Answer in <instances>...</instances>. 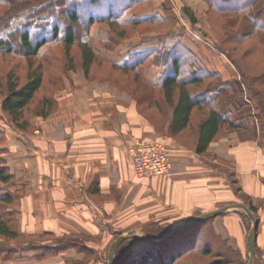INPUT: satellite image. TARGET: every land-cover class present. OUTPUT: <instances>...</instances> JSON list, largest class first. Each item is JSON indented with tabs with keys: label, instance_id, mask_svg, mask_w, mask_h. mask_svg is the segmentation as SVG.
I'll return each instance as SVG.
<instances>
[{
	"label": "crops",
	"instance_id": "1",
	"mask_svg": "<svg viewBox=\"0 0 264 264\" xmlns=\"http://www.w3.org/2000/svg\"><path fill=\"white\" fill-rule=\"evenodd\" d=\"M181 7L199 20L209 4L205 0H151L137 16H161L162 32L136 35L103 52L102 57L112 64L146 61L139 67V81L146 86L141 95L113 83L89 80L79 69L65 78V87L56 96L57 111L33 120V132L22 133L0 123L7 134L2 157L14 176L9 191L18 196L9 207L16 215L12 230L43 241L33 250L18 245L15 258L0 260V264H72L85 256V249L94 250L98 257L101 244L49 242L81 236L104 243L121 231L146 236L155 224L182 225L235 205L247 206L259 221L256 250L259 263L264 264L263 126L243 103L238 69L208 42L181 33L176 12ZM239 27L250 31L253 24L244 19ZM109 30L96 25L88 41L103 50ZM91 38H97V43ZM161 50L170 52L169 58L165 61L160 56L155 61L153 55ZM177 57L189 61L184 65L185 79L200 72L201 78L211 82L205 97H213L217 102L213 107L229 122L205 153L198 150L201 121L194 124L193 119L187 127H176L178 91L171 107L162 88L166 67L174 76L171 60ZM204 84L193 89V95ZM145 141H160L170 150V174L151 179L136 175L128 153ZM244 214L242 209H229L213 218L212 226L229 246L247 255L250 231ZM68 244L75 245L63 249ZM151 247L133 240V257ZM45 248L52 256L43 258Z\"/></svg>",
	"mask_w": 264,
	"mask_h": 264
},
{
	"label": "trees",
	"instance_id": "2",
	"mask_svg": "<svg viewBox=\"0 0 264 264\" xmlns=\"http://www.w3.org/2000/svg\"><path fill=\"white\" fill-rule=\"evenodd\" d=\"M205 1L220 16L219 21L226 24L219 33L222 41L219 43L215 37H210L211 40L217 42L215 44L219 47H222L221 44L231 47L225 53L232 60L238 58L246 63L247 67L240 68V71L243 73L248 96L262 120L264 133V0ZM150 2L151 0H0V98L3 113L8 116L15 130L22 133L33 132L34 119H46L55 113L58 108L56 96L64 89L65 78L79 69L84 70L89 80L109 82L131 89L126 82V73L134 72L136 81L139 80V67L145 65L146 61L112 64L102 58L100 51L88 38L96 25H107L110 27V35L103 41V46L111 49L133 39L137 33L144 35L160 31L164 26L161 16L144 19L137 16L138 11ZM185 12L196 22L190 9L185 8ZM232 18L237 21L242 18L250 20L254 26L253 31L243 34L234 29L235 24L228 21ZM215 26L218 28L216 24ZM240 47H243V53L235 58L234 54L241 51ZM60 50L62 51L58 52ZM169 54L170 52L161 50L153 58L156 61L162 56L166 61ZM8 56L23 60L22 63L26 66L24 80L23 75L16 70L5 76L1 74V61ZM187 56H190L188 52ZM188 62L183 57L171 60L174 76H170V69L166 67V79L162 83L165 98L171 107H175V94L178 91L179 102L175 108L178 128L191 125L197 109L205 110L207 106L213 107L215 104L214 99L206 98L205 94L193 95V89L207 80L199 76L200 72L191 80L185 79L184 76L188 74L184 65ZM22 71L23 69L20 72ZM211 77L208 76L209 79ZM208 111V115L199 124L200 153H205L210 143L218 137L220 129L229 124L214 107ZM5 139L6 134L0 132V144ZM3 153L0 150V241H19V248L33 250L35 246L30 242L25 247L21 245L28 237L12 230L16 215L9 211V207L18 196L9 191L14 176L6 166ZM243 217L248 222L250 231L251 220L246 214ZM212 220L200 223L162 245H151V249L138 264H181L185 261H192L193 264H250L248 254L233 249L215 232ZM167 225L158 223L151 226L146 236L152 239L164 238L175 229ZM123 234L122 231L118 232L109 248ZM84 239L86 241V237L67 236L56 243H76ZM72 245L75 244H68L63 249H70ZM132 245L133 239H126L118 246L115 264H131L136 261L132 257ZM17 248L18 246L10 248L2 245L0 260H13ZM85 251L92 255L96 253L92 249ZM50 256L52 253L45 248L43 258ZM254 264H260L257 258Z\"/></svg>",
	"mask_w": 264,
	"mask_h": 264
},
{
	"label": "rangeland",
	"instance_id": "3",
	"mask_svg": "<svg viewBox=\"0 0 264 264\" xmlns=\"http://www.w3.org/2000/svg\"><path fill=\"white\" fill-rule=\"evenodd\" d=\"M210 8L211 7L209 5V9H208L207 12H205L204 16H202L201 18H199V20H198V18L196 19L198 21V23H201L202 24V26L198 25V23L195 24V22H193L192 17L189 16L185 12V8L184 7L176 8L177 17H179V19H180L179 24H180L181 33L182 34H185V35H190L194 40H196L198 42H202V43L203 42H205V43L208 42L209 44H211L216 49V51H218V53H221L223 56H225L238 69L239 79L237 81H238V84L240 85L239 88L242 90V93H244V97L242 99L243 100V103L247 106V108H249V109H247L248 113L251 112V115H252L253 112L256 113V117H258L260 119V124L262 125V120H261L260 116L256 112L255 104H254L253 101H251V99L248 96L246 83H245V81H244V79L242 77L243 76V73L241 72L242 70L240 71V68H244L245 69L247 67L246 66V63L244 64L243 63V60H239L238 58H236L238 55H241L243 53V49H241L243 47H240L241 51H239L238 53L234 54V56L236 58V60L234 61L231 58H229L227 56V54L225 53L231 47L230 48L224 47L225 45H223V44H221V46L223 48L222 47H219V46L216 45L217 42H215L214 40H211L212 37H215L219 41V43H220V41H222L221 40L222 39L221 38L222 35L219 34V33L221 32V28H224L226 26V24L225 23H221L219 21L220 20V16H218V14L215 13V10L210 9ZM244 19H246V18H242V19H239L237 21L234 18H232V19H228V21L229 22L232 21V23L235 24L234 25V29L239 30L243 34H248V33H250V32L253 31V28L250 31H246V30H249V29L245 27L246 29L243 30L245 32H243L242 31V28L240 29V27H239L240 26V23ZM215 24L218 26V28L215 26ZM204 28H206L205 30H207V32H205ZM162 29L160 31H151V32H147L145 34H148V33H161L162 32ZM209 32L211 34H209ZM100 33H101V31H100ZM109 35H110V30H109L107 39L109 38ZM136 35H141V34L137 33V34H135V36ZM90 37L88 39H90ZM91 41L92 42L94 41L95 43H97L98 40H97V38H91ZM121 44H123V43H121ZM101 46L103 47V50H100L101 56L103 55V52L106 53L107 51L113 49V48L107 49L106 47H104L103 46V41H102V45ZM61 51L62 50H60L58 52H61ZM22 61L23 60L21 58L14 57V56H8L7 58L2 59V61H1V74H3L5 76V75L11 73L12 71H15L16 70V72H19L21 75H23V80H24L25 77H26V71H25L26 70V66H25V64L22 63ZM249 61H251V59H249ZM22 69H23V71L20 72ZM125 77H126V82H127L128 85H130L131 89L135 90V92H136L137 95H139V94L141 95L142 91L144 90V88H146V86H144V84L142 82L140 83L139 80L136 81L137 77L135 76V73L134 72L126 73ZM210 84H211L210 81L206 82L204 84L203 88L202 89H199L197 92H195L194 95L207 94L206 89L209 87ZM151 97H152V95H151ZM211 98H213V97H211ZM214 105H217V102ZM205 110H206V112L208 114L209 111L207 109H205ZM205 110H203V109L202 110L201 109L196 110V113H195V116H194V121H193L194 124L198 123L199 121H201L204 118V116H206ZM245 114H246V112H245ZM0 123L1 124L4 123L8 127H11L12 129L15 130V127L12 124V122L10 121V119L8 118V116L3 113V110H2V98H0ZM0 132L6 134L2 129H0ZM6 141H7V134H6L5 141L2 144H0V150L5 151V149H4L3 146L6 144ZM180 225L181 224H169L167 226L169 228L174 229V228H176V227H178ZM146 234H147V232H145V235ZM113 240H114V237L113 238H110V240H106L104 243L101 242L102 240H98V239H95L94 241L93 240H89L88 238H86V241H85V239L82 240L81 242L87 244V246L89 244H91L90 242L96 243L98 245L101 244V247H100V250H101L100 251V255L97 257L96 256V253L94 255H92L89 252H85V256L83 258H81L79 260L73 261L72 264H106V263L108 264V262H109V253H110V250H111L112 245H111L110 248H109V246H110V243ZM133 240L135 241V239H133ZM29 242L31 244H34V245L42 244L43 243V241H36V240H28V239H25L21 243V245L29 244ZM45 242H47V241H45ZM49 243L51 244V243H56V242L54 240H52ZM0 244H1L0 247L2 245H5L7 247L13 248V247H16V246L20 245V242L19 241H13V243H10L8 241H0ZM256 249H257V247H256ZM144 254L145 253H143L140 257H136L134 259L136 261L132 262L131 264H138L142 260ZM248 255H249V252H248ZM133 256H134V251H133L132 257ZM256 258L258 259L257 250H256L255 259ZM255 259H254V261H255ZM1 261H3V260H1ZM9 261H12V260H9ZM186 263L187 264H193L192 261H185V262H182L181 264H186Z\"/></svg>",
	"mask_w": 264,
	"mask_h": 264
},
{
	"label": "water",
	"instance_id": "4",
	"mask_svg": "<svg viewBox=\"0 0 264 264\" xmlns=\"http://www.w3.org/2000/svg\"><path fill=\"white\" fill-rule=\"evenodd\" d=\"M232 208H238V209L244 210L252 221V228H251L250 233H249V255H250L249 261H250V264H254V259L256 256L257 233H258V229H259V221L256 218V216L253 214L252 210L245 205H235V206H232L230 208L220 209V210L199 216L197 218L191 219V220L183 223L179 227L175 228L172 232L167 234L162 239H152V238H149L147 236L141 235L135 231L129 232L127 234H123L112 244V247H111V250L109 253L108 264H115L116 250H117L118 246L123 241H125L126 239H137V240L146 242V243L151 244V245H162L163 243H165L169 239H172L173 237L179 235L180 233H182V232H184V231H186V230H188V229H190V228H192V227H194L200 223H203L205 221L213 219V218L225 213L226 211H228L229 209H232Z\"/></svg>",
	"mask_w": 264,
	"mask_h": 264
},
{
	"label": "built area",
	"instance_id": "5",
	"mask_svg": "<svg viewBox=\"0 0 264 264\" xmlns=\"http://www.w3.org/2000/svg\"><path fill=\"white\" fill-rule=\"evenodd\" d=\"M129 157L140 179L171 173L170 150L160 141H145L130 148Z\"/></svg>",
	"mask_w": 264,
	"mask_h": 264
}]
</instances>
